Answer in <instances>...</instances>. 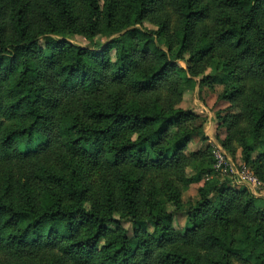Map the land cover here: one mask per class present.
Masks as SVG:
<instances>
[{
    "label": "trees",
    "instance_id": "obj_1",
    "mask_svg": "<svg viewBox=\"0 0 264 264\" xmlns=\"http://www.w3.org/2000/svg\"><path fill=\"white\" fill-rule=\"evenodd\" d=\"M213 60L221 143L264 182V0H0V264H264V204L244 187L207 179L173 223L213 170L180 106Z\"/></svg>",
    "mask_w": 264,
    "mask_h": 264
},
{
    "label": "rangeland",
    "instance_id": "obj_2",
    "mask_svg": "<svg viewBox=\"0 0 264 264\" xmlns=\"http://www.w3.org/2000/svg\"><path fill=\"white\" fill-rule=\"evenodd\" d=\"M204 21H205V24L207 26L212 25L211 16H207ZM142 25L144 28H147V29H152V30L156 29L155 25H153L147 21L143 22ZM116 36H118V33H114V34H111L109 36L107 35L106 39L109 40V39H112ZM54 37L62 38L61 36H56V35H54ZM63 38L67 39L68 41H70L74 44L82 45V46H85L88 48H91L92 46H94V44L95 45H97L99 43L101 44L105 40V36H101V35H96L94 37V42H93L94 44L92 42H90L89 40H87L82 35H78V34L64 36ZM157 43L161 47L165 48L162 38H157ZM176 54H177L176 49H174L171 53V58L175 59L176 62L180 66L185 67V65H186L185 60L187 61L188 54L183 53L181 58H177ZM220 65H221L220 62L213 60L212 62H210V64L208 65V67L206 69V73L210 76L209 79L206 80V82L200 83L198 78H194V85L191 88H189V89L183 88L181 90L183 98H182V101L180 103V106L182 108L191 109L194 113L200 112V115H199L200 119L198 118L196 120V122H194V123L195 124L201 123L202 129H203V128H205V125H207L209 122H213L211 125V130H212V135H213L212 138L208 139V137L206 136L205 141H203L202 139H200V136H198V137L194 138L190 143L187 144V150H189V151L197 150L199 148H202L203 145L208 144L209 151L211 152L212 157H213L212 153H213V145L214 144L220 145L223 150H225L227 153H229L223 147V145L221 143V140L226 135L225 128L222 125H219L220 124L219 116L223 114V112L225 111V107L227 106L226 105L227 103L225 101L217 99V95L221 92V90L223 88V84L227 80L226 75L222 74L220 71ZM218 126L222 127L224 129L223 136L221 138L219 137L221 132L219 131V133H218V131H217ZM214 130H215V133L213 134ZM203 133H204V129H203ZM255 150H256V152H254ZM262 150H263L262 145L261 146L258 145V147H256L252 153V158H254L257 155V152H260ZM231 156H232V159L236 165L237 164L238 165L239 164L245 165V167L248 169L249 173L252 176L257 177L254 174V168H253L254 166L252 165L253 166L252 167L250 164H246L243 161L242 155H241V147H239V146L236 147L235 153ZM213 160H214V157H213ZM263 171H264V167H263ZM194 172H195L194 168H191V167L186 168V175L187 176H192L194 174ZM211 178L212 179L215 178L219 181L227 183L230 186L243 187V186L236 185L231 178H228L224 175L219 174L214 169V165H213V170H212L211 174L200 175V177L197 180L190 182L184 190L182 189V191H181V208L178 209V213H177L176 217H174V221H173L174 226L176 228H183L184 227V225L186 223L185 211L187 210V208L189 206L193 205L196 202V200L199 198L197 189L200 186H202L207 179H211ZM156 185L159 186V183L156 182ZM249 193L251 195H253L251 192H249ZM253 196L256 197L260 201L259 202L260 205L264 204V195L263 196L253 195ZM164 204H165V202H164ZM166 206L168 209L174 208L171 203H167ZM115 217L118 218L119 215L116 214ZM144 222L143 223L145 224V227H147L148 229H151V226L148 224V221H144ZM136 224H138V222ZM122 226L124 228L128 229L129 231H131L134 224L131 221L122 220Z\"/></svg>",
    "mask_w": 264,
    "mask_h": 264
},
{
    "label": "built area",
    "instance_id": "obj_3",
    "mask_svg": "<svg viewBox=\"0 0 264 264\" xmlns=\"http://www.w3.org/2000/svg\"><path fill=\"white\" fill-rule=\"evenodd\" d=\"M214 169L221 175L231 178L236 185L245 187L253 195H264V183L252 176L245 165L235 164L232 156L221 148L213 145Z\"/></svg>",
    "mask_w": 264,
    "mask_h": 264
},
{
    "label": "crops",
    "instance_id": "obj_4",
    "mask_svg": "<svg viewBox=\"0 0 264 264\" xmlns=\"http://www.w3.org/2000/svg\"><path fill=\"white\" fill-rule=\"evenodd\" d=\"M227 105V104H226ZM225 107V106H224ZM198 115H200V112H196ZM213 122H209L207 125H205V128L204 129V133L205 135L208 137V139L212 138V130H211V125H212ZM217 131L219 133V131L221 132L219 137L221 138L223 136V132H224V129L222 127H217ZM215 133V130L213 131V134Z\"/></svg>",
    "mask_w": 264,
    "mask_h": 264
}]
</instances>
